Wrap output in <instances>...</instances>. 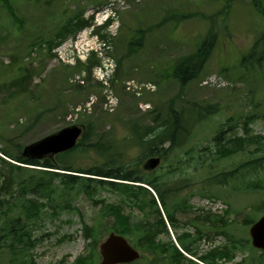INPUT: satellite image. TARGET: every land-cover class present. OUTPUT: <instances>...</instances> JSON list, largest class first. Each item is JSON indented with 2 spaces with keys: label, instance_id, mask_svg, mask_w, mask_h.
Segmentation results:
<instances>
[{
  "label": "rangeland",
  "instance_id": "obj_1",
  "mask_svg": "<svg viewBox=\"0 0 264 264\" xmlns=\"http://www.w3.org/2000/svg\"><path fill=\"white\" fill-rule=\"evenodd\" d=\"M8 1L11 11L0 1V221L11 214L20 195L26 198L22 202L37 207L28 222L32 246L26 260L32 264H75L80 257L90 259L97 254L98 264V246L113 232V218L105 207L120 206L134 221L142 215L124 196L106 186H93L87 195L53 180L46 192L27 189L22 193L18 183L33 187L44 180H38L40 175L32 170H12L10 158L19 156L26 145L73 125H84L90 132L86 145L103 133L122 139L133 123L155 131L167 120L170 103L185 112L199 105L217 113L193 126L178 153L187 168L168 175V181L180 187L190 179L197 189H184L173 196V202L181 206L173 217L175 226L166 222L168 236L160 234L157 239L175 244L181 234L195 236L199 229L205 235L195 245L196 256L192 258L177 247L193 262L214 249L230 247L227 235L238 246L234 260L227 264L262 257L263 252L251 246L245 220L256 221L264 214V164L254 173L243 170L224 185L210 183L214 176L264 156V142L247 144L243 153H227L224 158L220 152L226 153L232 145L226 144L222 150L214 142L221 130L226 140L245 138V122L250 136H264V0ZM95 12L99 16L111 13L113 22L109 28H95L90 35ZM72 15L88 20L87 24L60 35L64 39L53 37L46 45L50 40L45 38L55 35ZM18 19L23 22L20 26ZM212 31L216 38L203 74L180 86L170 77V68L194 53ZM140 37L138 47L135 43ZM90 49L93 51L86 53ZM107 63L112 71L101 81L100 69ZM211 75L220 81L209 82ZM221 82L225 86L219 85ZM189 117H195L192 111ZM190 150L193 152L187 154ZM127 155L129 160L139 159L141 152L133 149ZM72 159L81 167L102 162L90 153L76 152ZM167 171L168 162H161L155 174L165 176ZM220 218L223 222L214 227L212 219ZM155 219L149 217L150 222ZM84 227L95 229V251L91 239L84 237ZM222 229L226 236L219 234ZM125 238L137 249L134 238ZM136 263L147 264L141 259ZM0 264H16L7 245L0 251Z\"/></svg>",
  "mask_w": 264,
  "mask_h": 264
},
{
  "label": "trees",
  "instance_id": "obj_2",
  "mask_svg": "<svg viewBox=\"0 0 264 264\" xmlns=\"http://www.w3.org/2000/svg\"><path fill=\"white\" fill-rule=\"evenodd\" d=\"M0 1L3 6L11 11L7 0ZM17 21L19 26L23 24L22 21L19 22L20 19ZM209 36L201 43L195 54L184 57L175 63L172 76L179 82L180 86H185L201 76L212 52L216 34L212 31ZM15 82L18 84L17 81ZM193 107H196V105H193ZM201 110L202 108L199 105L196 108L188 109L186 112L184 109L176 110L174 104L170 103L169 115L165 118L167 120L161 122L159 128L155 131L152 128L140 129L137 123H133L129 126L127 135L122 139L103 133L95 142L86 145L85 143L90 141V132L86 130L83 138L73 150L57 155L52 160L46 158L41 161H31L22 158L21 154L11 158L19 165L41 169H28L13 164H10V167L12 170H32L31 172L40 175L38 180H44V183H38L33 187L28 183H18L19 191L22 193H25L27 189L30 192L45 191L49 182L59 180L64 188L76 189L78 192L87 195L91 194L93 186H106L111 191L124 196L132 207L141 212L142 216L139 220L134 221L131 215L124 214L120 206H106V213L113 218L111 229L118 235L134 238L136 240L135 247L142 253L141 261L144 260L147 264L149 260H152V264H227L234 260L233 252L238 249L236 242L234 240L235 243L232 242L228 235L227 239L231 243L230 247L207 252L203 256L197 257V262H193V260L191 261V259L184 256L177 247L179 246L184 253L192 258L196 256L195 245L205 235L201 230L197 229L195 236L188 233L181 234L176 238L175 244L170 240L157 239L160 234L168 236L165 221L172 227L175 226L173 217L176 209L181 208V206H179V203L173 202V196L184 189L189 191L197 189L196 183H192L190 179H185L184 184L180 187L173 186L168 181V175L176 171L181 172L187 168L178 153L188 142L193 126L203 119ZM190 111L195 115L194 118L189 117ZM206 114L211 115L214 113L206 110ZM244 124L245 138L238 137L226 140L224 131L218 132L215 136L214 142L218 148L224 150L226 144L227 146L231 144L233 147L228 149L226 153L221 151L220 156L222 158L226 157L227 153L231 155L239 152L243 153L247 144L261 145V142H264V136H250L247 122ZM133 149L140 150L141 156L139 159L129 160L127 151ZM76 152L94 154L102 159V162L99 161L90 167H81L74 163L72 159ZM192 152L193 150H190L187 154ZM147 157H159L163 163L168 162L166 175L157 176L155 171H143L139 165L141 160ZM262 164H264V156L255 158L251 163H245L229 173L214 176L210 185H224L235 176L242 175L243 170L254 173ZM59 171L65 173H58ZM79 174L86 175V177L78 176ZM7 180L12 183L11 177H8ZM6 183L5 180L4 184ZM0 190L2 192L3 187ZM19 198L17 204L12 206L11 214L4 221H0V251L7 245L14 263L32 264V261L26 260V254L32 246L28 222L32 216L30 213H35L37 207L31 203L25 204L22 202L26 199L24 195H20ZM0 214H2L1 209ZM150 216H155L156 222H150ZM223 220V218L219 220L212 219L211 224L216 227V223L223 222ZM254 222L255 219H246L245 225L250 226ZM219 234L226 236V231L222 229ZM84 237L91 239L90 247L95 251L98 243V237H95V229L84 227ZM261 256H250L238 264H264V252ZM97 259V254L90 259L80 257L75 261V264H96Z\"/></svg>",
  "mask_w": 264,
  "mask_h": 264
},
{
  "label": "water",
  "instance_id": "obj_3",
  "mask_svg": "<svg viewBox=\"0 0 264 264\" xmlns=\"http://www.w3.org/2000/svg\"><path fill=\"white\" fill-rule=\"evenodd\" d=\"M82 128L73 126L64 128L61 131L47 136L23 150V157L29 159H42L46 156L56 155L72 149L76 140L81 136ZM159 158H149L143 164V169L152 171L159 165ZM252 246L264 251V215L254 223L249 229ZM101 256L100 264H129L139 259V254L135 251L128 241L111 233L100 245Z\"/></svg>",
  "mask_w": 264,
  "mask_h": 264
}]
</instances>
